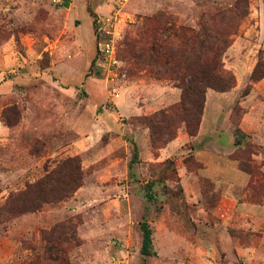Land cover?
Listing matches in <instances>:
<instances>
[{
  "label": "rangeland",
  "instance_id": "1",
  "mask_svg": "<svg viewBox=\"0 0 264 264\" xmlns=\"http://www.w3.org/2000/svg\"><path fill=\"white\" fill-rule=\"evenodd\" d=\"M153 43L225 90L184 110ZM1 84L0 264H264V0H0Z\"/></svg>",
  "mask_w": 264,
  "mask_h": 264
},
{
  "label": "trees",
  "instance_id": "2",
  "mask_svg": "<svg viewBox=\"0 0 264 264\" xmlns=\"http://www.w3.org/2000/svg\"><path fill=\"white\" fill-rule=\"evenodd\" d=\"M129 50L132 49V45L128 44ZM156 44H152V46L148 49V54L142 59V55L135 52L131 53L132 58L134 59V65L136 69L144 68L143 66H147L149 60H156V59H163L164 65L166 66V71L172 74V80L176 83L177 87L180 89V100L179 106L181 108H185L188 105H192V98H198L199 102L196 106L198 111L201 108V103L203 101V93L206 88H212L216 91H224V79H222L218 74L215 72L217 70V65L215 63L210 64L203 68V70L199 74L196 71H193L188 67V65L178 66L174 63L168 64V60L171 58L170 53L171 50L169 48H164L161 51H157ZM206 49L209 48L208 41L206 42ZM261 63H257L255 68L251 73V78H257V70L259 69ZM154 66V65H152ZM151 68V65L147 66ZM155 67V66H154ZM149 72L155 76L156 78H160L158 76V71L156 69L151 68ZM259 77V76H258ZM4 114V113H3ZM2 119L7 127H10L15 124V121H8L5 115H2ZM195 121V120H194ZM185 129L188 135H193L196 131V123L190 120H185ZM136 159V152L133 151V156L131 160ZM141 230V243L139 253L142 256H150L151 255V239H150V231L145 223L140 225ZM71 239V240H70ZM69 241L74 244V246L78 245L77 239L74 238L73 234H70Z\"/></svg>",
  "mask_w": 264,
  "mask_h": 264
},
{
  "label": "built area",
  "instance_id": "3",
  "mask_svg": "<svg viewBox=\"0 0 264 264\" xmlns=\"http://www.w3.org/2000/svg\"><path fill=\"white\" fill-rule=\"evenodd\" d=\"M92 66L109 81L124 77V63L118 59L112 42L108 39H99L95 43Z\"/></svg>",
  "mask_w": 264,
  "mask_h": 264
},
{
  "label": "crops",
  "instance_id": "4",
  "mask_svg": "<svg viewBox=\"0 0 264 264\" xmlns=\"http://www.w3.org/2000/svg\"><path fill=\"white\" fill-rule=\"evenodd\" d=\"M4 88L3 84L0 85V90H2Z\"/></svg>",
  "mask_w": 264,
  "mask_h": 264
}]
</instances>
